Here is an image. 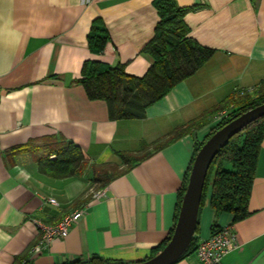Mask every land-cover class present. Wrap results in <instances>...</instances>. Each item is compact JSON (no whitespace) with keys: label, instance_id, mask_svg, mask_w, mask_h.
<instances>
[{"label":"crops","instance_id":"1","mask_svg":"<svg viewBox=\"0 0 264 264\" xmlns=\"http://www.w3.org/2000/svg\"><path fill=\"white\" fill-rule=\"evenodd\" d=\"M154 1L0 0V264H14L38 245L36 223L55 225L79 209L83 217L68 236L38 246L30 264L152 258L174 228L196 143L206 139L219 114L97 190L104 198L92 199L91 166L123 168L119 153H137L142 142L154 143L264 81V0H173L192 8L184 16L188 37L214 54L143 118L110 120L106 103L89 99L77 80L92 61L121 65L130 76L146 74L153 60L145 48L160 19ZM93 24L109 36L99 53L88 40ZM53 136L82 149L84 174L56 179L39 172L40 141ZM248 210L246 219L232 224L230 214L210 208L207 196L194 237L209 238L213 225L233 226L240 246L223 264H264V138ZM174 264L202 263L191 252Z\"/></svg>","mask_w":264,"mask_h":264},{"label":"trees","instance_id":"2","mask_svg":"<svg viewBox=\"0 0 264 264\" xmlns=\"http://www.w3.org/2000/svg\"><path fill=\"white\" fill-rule=\"evenodd\" d=\"M158 12L154 36L146 46V52L153 63L143 77L130 76L124 67H108L99 62H86L82 67L80 83L91 100L104 101L108 108L110 120L141 119L148 107L164 98L177 84L192 76L214 54V50L198 45L188 37V28L184 16L192 8H179L173 0H155ZM90 48L102 52L109 40L104 27L93 24L88 37ZM264 103V81L256 91L241 92L240 95L228 97L223 102L203 113L199 118L176 128L167 136L151 144L141 143L137 153H119L123 168L111 165H93L90 168L92 186L97 190L105 188L112 180L132 169L135 165L192 129L204 126L211 115L217 114L226 107H231L226 116L217 121L205 140L197 142L194 156L213 135L235 115L242 114ZM264 138V117L252 122L241 132L232 137L220 150L209 169L201 200V207L209 196V206L216 213H227L232 216V224L246 219L250 212L248 202L254 181L255 169L260 147ZM41 156L36 157L38 170L51 178L63 179L81 176L88 169V160L82 149L63 138L46 137L40 141ZM192 160V163H193ZM192 163L183 184L178 192L175 223L179 213L182 197L188 182ZM90 196L86 197L87 202ZM79 202V200H78ZM174 223V227H175ZM198 225V223H197ZM212 226V235L221 231ZM174 228L164 243L156 249L151 257L160 252L170 241ZM193 240L181 257L195 252L198 244ZM14 264H30L27 253L17 257ZM76 264H114L96 258ZM118 264V263H117Z\"/></svg>","mask_w":264,"mask_h":264},{"label":"water","instance_id":"3","mask_svg":"<svg viewBox=\"0 0 264 264\" xmlns=\"http://www.w3.org/2000/svg\"><path fill=\"white\" fill-rule=\"evenodd\" d=\"M262 117H264V103L235 115L205 141L193 160L170 241L154 257L130 264H174L184 255L196 233L203 189L213 160L232 137Z\"/></svg>","mask_w":264,"mask_h":264},{"label":"built area","instance_id":"4","mask_svg":"<svg viewBox=\"0 0 264 264\" xmlns=\"http://www.w3.org/2000/svg\"><path fill=\"white\" fill-rule=\"evenodd\" d=\"M226 113L220 114L218 118H223ZM104 191H98L92 194V199L104 198ZM49 203L58 205L54 199H49ZM84 209L75 210L66 215L55 225H43L36 223L38 230L41 233V238L37 246L30 248L28 257L37 251L38 246H48L55 239H63L68 236L71 228L76 224L84 214ZM238 239L233 226H227L221 229L220 232L211 235L205 240L198 242L195 248V255L202 264H223V259L231 252L239 248Z\"/></svg>","mask_w":264,"mask_h":264},{"label":"rangeland","instance_id":"5","mask_svg":"<svg viewBox=\"0 0 264 264\" xmlns=\"http://www.w3.org/2000/svg\"><path fill=\"white\" fill-rule=\"evenodd\" d=\"M230 109H231V107L228 106V107L224 108V110L218 112L217 114L220 115V114H223V113H227V111H229ZM95 188H98V187H93V190H92L93 193H95V192L97 191V189H95ZM92 191H91V192H92Z\"/></svg>","mask_w":264,"mask_h":264}]
</instances>
